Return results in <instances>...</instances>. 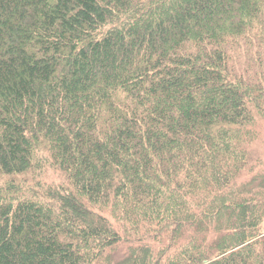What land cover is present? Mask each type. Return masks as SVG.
<instances>
[{
  "label": "trees",
  "instance_id": "16d2710c",
  "mask_svg": "<svg viewBox=\"0 0 264 264\" xmlns=\"http://www.w3.org/2000/svg\"><path fill=\"white\" fill-rule=\"evenodd\" d=\"M0 264H264V0H0Z\"/></svg>",
  "mask_w": 264,
  "mask_h": 264
}]
</instances>
